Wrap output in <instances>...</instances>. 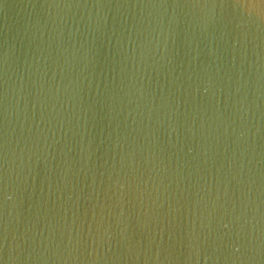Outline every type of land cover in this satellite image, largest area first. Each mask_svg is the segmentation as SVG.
Segmentation results:
<instances>
[{
	"label": "water",
	"instance_id": "water-1",
	"mask_svg": "<svg viewBox=\"0 0 264 264\" xmlns=\"http://www.w3.org/2000/svg\"><path fill=\"white\" fill-rule=\"evenodd\" d=\"M0 264H264V0H0Z\"/></svg>",
	"mask_w": 264,
	"mask_h": 264
}]
</instances>
